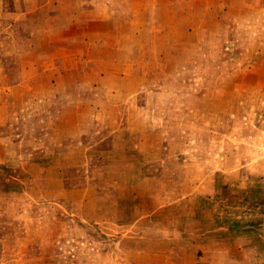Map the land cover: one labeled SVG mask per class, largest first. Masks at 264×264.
Segmentation results:
<instances>
[{
    "label": "rangeland",
    "instance_id": "374dc122",
    "mask_svg": "<svg viewBox=\"0 0 264 264\" xmlns=\"http://www.w3.org/2000/svg\"><path fill=\"white\" fill-rule=\"evenodd\" d=\"M195 212L264 264V0H0V264H223Z\"/></svg>",
    "mask_w": 264,
    "mask_h": 264
},
{
    "label": "crops",
    "instance_id": "0c3cea01",
    "mask_svg": "<svg viewBox=\"0 0 264 264\" xmlns=\"http://www.w3.org/2000/svg\"><path fill=\"white\" fill-rule=\"evenodd\" d=\"M198 208L199 207H197V209ZM195 213L197 217V226L195 229L197 230V232L186 233L183 237H179L177 239H183L190 245H194V243L196 242L197 243L201 242L203 245L204 244L214 245V246H209L210 249L213 251L212 255L213 257L218 255L219 260H221L223 264H225L226 262L225 250L228 249L230 250L235 247L234 243L238 239L236 232L238 233L239 231L244 230V232L240 233V235L242 234L247 235L246 233L249 234L253 233L252 232L253 227L258 224L257 222L258 220L253 218V215L245 214L240 216L244 219L241 222H239L238 220H234L231 222V224L224 227L223 225H220L223 224V221H219L217 222L219 225L215 224L214 228H209V226H206L203 223V221L206 220V218L203 217V213L205 212L202 213L195 212ZM213 216H215V214H213ZM213 219L215 220L216 218L214 217ZM263 239H264L263 236H261L262 241ZM260 244L262 245L263 242ZM227 260H231V259L229 258ZM197 263L202 264L201 258L197 260Z\"/></svg>",
    "mask_w": 264,
    "mask_h": 264
}]
</instances>
